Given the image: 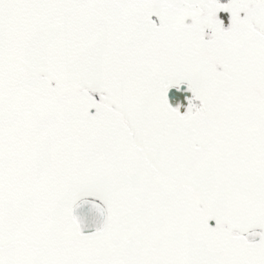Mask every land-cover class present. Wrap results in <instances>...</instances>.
I'll use <instances>...</instances> for the list:
<instances>
[{
  "label": "snow or ice",
  "instance_id": "snow-or-ice-1",
  "mask_svg": "<svg viewBox=\"0 0 264 264\" xmlns=\"http://www.w3.org/2000/svg\"><path fill=\"white\" fill-rule=\"evenodd\" d=\"M0 264H264V0H0Z\"/></svg>",
  "mask_w": 264,
  "mask_h": 264
},
{
  "label": "rangeland",
  "instance_id": "rangeland-1",
  "mask_svg": "<svg viewBox=\"0 0 264 264\" xmlns=\"http://www.w3.org/2000/svg\"><path fill=\"white\" fill-rule=\"evenodd\" d=\"M221 15L223 16V15H225V14L222 13Z\"/></svg>",
  "mask_w": 264,
  "mask_h": 264
}]
</instances>
